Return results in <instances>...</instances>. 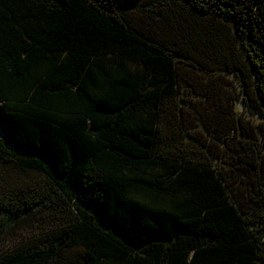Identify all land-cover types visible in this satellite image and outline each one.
Segmentation results:
<instances>
[{"label": "trees", "instance_id": "16d2710c", "mask_svg": "<svg viewBox=\"0 0 264 264\" xmlns=\"http://www.w3.org/2000/svg\"><path fill=\"white\" fill-rule=\"evenodd\" d=\"M0 264H264V0H0Z\"/></svg>", "mask_w": 264, "mask_h": 264}]
</instances>
